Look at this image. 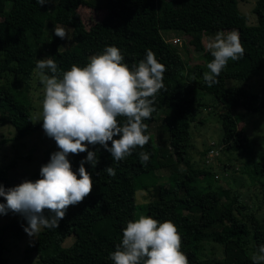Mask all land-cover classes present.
<instances>
[{"label":"trees","instance_id":"1","mask_svg":"<svg viewBox=\"0 0 264 264\" xmlns=\"http://www.w3.org/2000/svg\"><path fill=\"white\" fill-rule=\"evenodd\" d=\"M237 1L106 0L103 4L105 15L86 28L78 8L81 5L98 7L91 0H57L54 7L51 0L44 6L36 0H0V78L7 74L13 76L11 81L0 84V126L9 123L19 138L42 127V121H32L27 92L44 45L48 58L54 60L60 72L69 70L73 64L85 66L106 46L119 48L123 63L130 68L145 58L147 50L166 66L164 88L157 93L154 103L156 111L143 121L148 125L145 134H150L149 142L119 162L102 146L89 145L98 159L95 168L85 163L92 176L93 189L81 203L69 206L58 228L42 227L29 243L28 249L38 255V264H113L110 253L121 242L127 222L135 219L133 196L138 188L146 189L150 196L147 216L176 225L182 240L181 251L189 264H253L252 255L264 245V221L239 203L238 193L230 196L227 188L211 189L210 184L206 189L199 188L197 181L207 177L210 171L195 167L187 157L191 147L190 124L200 109L196 98V91L200 89L211 93L223 106L219 115L221 148L240 150L245 163H250L256 174L264 175V160L256 161L254 157L255 141L238 128L230 112L236 106L250 112L259 111L264 105V85L260 94L240 86L225 85L226 79L247 80L257 70L264 69V0L255 1V25L247 24ZM56 23L72 29L68 48L61 49V39L54 31L49 35L44 32ZM168 30L182 32L187 51L196 53L200 62L185 61L176 48L182 39L177 37L179 42L173 43L171 39L177 35L165 37L163 33ZM218 31L238 32L245 55L236 61L229 60L217 77L219 82L209 87L203 79V71H208L207 64L213 57L202 39ZM44 72L51 75L48 69ZM13 84H19L20 89L12 88ZM163 108L168 137L155 145L150 127ZM117 119L121 123L125 120L124 117ZM140 152L150 154L146 165L140 161ZM51 153H45L43 164L48 162ZM86 155L87 152L69 155L74 171ZM174 160L185 166L183 171L179 175L170 173L168 184L162 182L149 189L143 177L165 167H173L176 171ZM108 166L115 169V176L105 171ZM8 169V166L0 169V183L6 188L22 182L12 185ZM39 173L27 179H38ZM3 199L0 197V202ZM185 199L192 200L189 212H185ZM226 221L230 226L225 228ZM13 230V224L0 223V264H7L5 241ZM69 235H73V241L64 246ZM204 242L220 244L222 257L205 254Z\"/></svg>","mask_w":264,"mask_h":264},{"label":"clouds","instance_id":"2","mask_svg":"<svg viewBox=\"0 0 264 264\" xmlns=\"http://www.w3.org/2000/svg\"><path fill=\"white\" fill-rule=\"evenodd\" d=\"M36 2L44 6L49 0ZM53 31L62 40L67 36L63 27L56 26ZM207 49L213 57L203 75L209 87L219 82L217 77L229 60L236 61L245 55L236 31L216 32L208 38ZM123 60L119 48L106 46L85 66L73 64L63 72L51 58L37 61L45 88L40 121L58 150L41 165L38 179H25L7 188L0 183V197L4 198L0 202V216L11 212L24 217V231L29 237H35L41 227L58 228L69 206L81 203L91 193L93 180L85 163L95 168L98 159L89 145L102 146L119 162L149 142L150 134H145L148 125L143 121L156 111L154 103L157 93L164 88L166 66L158 62L151 50L131 68ZM45 69L51 75L44 74ZM118 117L125 118L123 123ZM83 152L87 155L74 171L68 157ZM149 155L139 153L142 164H147ZM105 171L116 175L111 166ZM181 243L172 221L159 222L140 215L127 222L122 240L110 258L113 264H189ZM251 259L253 264H264V245L257 248Z\"/></svg>","mask_w":264,"mask_h":264},{"label":"rangeland","instance_id":"3","mask_svg":"<svg viewBox=\"0 0 264 264\" xmlns=\"http://www.w3.org/2000/svg\"><path fill=\"white\" fill-rule=\"evenodd\" d=\"M57 0H51L54 7ZM98 7L81 5L78 13L86 28H89L96 21H99L105 15L103 4L106 0H91ZM256 0H238V9L246 16L247 24L255 25L257 23L256 15L253 7ZM1 19V18H0ZM63 27L67 36L61 39V49L68 48L71 45V27L56 23L49 25L44 32L49 35L56 27ZM164 36L171 37L177 35L182 43L176 45L183 59L187 62H200L201 59L196 53L187 51L186 37L180 31L168 30ZM173 38V39H175ZM171 39V40H173ZM46 45L40 49L38 60L47 59ZM203 71V75H204ZM44 74H46L44 72ZM10 74L2 75L0 84L11 81ZM41 73L36 68L28 86V96L31 104V118L34 123L42 119V102L44 99L45 88L41 83ZM19 84H13L12 88H19ZM226 87H243L249 92L260 94L264 85V69H259L247 80L226 79ZM20 89V88H19ZM197 102L200 109L197 111L195 121L190 124L191 147L188 150L187 157L195 167H204L210 171L206 177H200L197 186L206 189L210 186L223 187L229 190V195L234 193L239 195V203L246 206L247 211L254 212L260 221H264V175L256 174L250 163H245L243 153L235 150H226L221 148L222 128L219 118L220 112L223 110L222 104L211 94L206 91L197 89ZM231 115L237 121L239 129H243L245 133L255 141L254 157L256 161L264 160V105L257 112L245 110L242 106H236L230 110ZM166 112L164 108L157 114V118L152 122L150 132L153 142L168 137L165 129ZM165 130V132H164ZM222 149V150H221ZM56 142L46 136L42 127L22 138L16 136L15 128L6 123L0 126V169L8 166V178L12 185L27 179L33 173L40 171L43 165V158L46 152L57 151ZM176 171L171 167H165L154 172V174L144 176V181L149 189L152 186L164 182L168 184V175L172 172L179 175L185 167L182 163L174 160ZM216 175L217 179H214ZM144 182V183H145ZM229 196V197H230ZM149 193L144 188H138L134 192L133 200L135 203V219L140 215L147 216L146 205L149 200ZM187 209L190 211L191 199L184 200ZM228 201L224 199V202ZM1 224H13L12 233L7 234L5 241L6 252L5 257L7 264H38V255L35 251L29 250L28 245L35 237H29L24 231L27 221L19 214H10L7 217L0 218ZM15 224V225H14ZM228 221L225 222V228L229 227ZM42 229V227H41ZM40 229V230H41ZM73 241V235L65 238L63 245L68 246ZM204 253L215 257H222V246L216 242H204Z\"/></svg>","mask_w":264,"mask_h":264},{"label":"crops","instance_id":"4","mask_svg":"<svg viewBox=\"0 0 264 264\" xmlns=\"http://www.w3.org/2000/svg\"><path fill=\"white\" fill-rule=\"evenodd\" d=\"M215 35V32L210 34V35H207V37H203L202 41H203V45L205 48H207V43H208V38L211 37V36H214Z\"/></svg>","mask_w":264,"mask_h":264},{"label":"built area","instance_id":"5","mask_svg":"<svg viewBox=\"0 0 264 264\" xmlns=\"http://www.w3.org/2000/svg\"><path fill=\"white\" fill-rule=\"evenodd\" d=\"M172 42H173V43H178V42H179V39H176V38H175V39L172 40Z\"/></svg>","mask_w":264,"mask_h":264}]
</instances>
